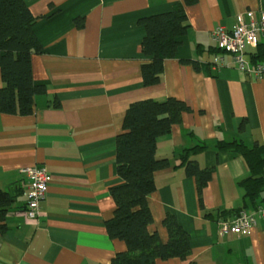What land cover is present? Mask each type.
<instances>
[{
	"label": "crops",
	"instance_id": "0c3cea01",
	"mask_svg": "<svg viewBox=\"0 0 264 264\" xmlns=\"http://www.w3.org/2000/svg\"><path fill=\"white\" fill-rule=\"evenodd\" d=\"M24 1L36 16L33 30L42 45L32 56L34 82L45 85L47 93L36 97L32 115L0 112V190L12 184L23 190L7 215L8 230L0 233V264H110L126 251V243L110 239L106 230L116 209L111 188L123 181L116 171V138L133 102L171 97L193 112L157 140L156 156L171 165L155 173L156 190L148 197L154 222L148 230L166 243L163 221L176 216L191 235L192 253L186 261L157 264H264V222L246 235L219 234L221 220L238 209L254 210L252 204L245 207L240 186L250 175L245 160L219 144H264V75L215 68L217 57L230 62L231 55L212 40L217 26L231 30L249 11L258 17L264 0H198L187 6L188 34L176 57L165 61L161 82L150 87L142 80L148 58L141 51L146 30L139 21L184 0ZM259 45L246 51L252 66ZM182 60L198 61L201 70ZM188 152L202 168H214L203 208L196 179L182 165ZM36 165L46 167L52 181L39 222L29 223L22 169Z\"/></svg>",
	"mask_w": 264,
	"mask_h": 264
},
{
	"label": "trees",
	"instance_id": "16d2710c",
	"mask_svg": "<svg viewBox=\"0 0 264 264\" xmlns=\"http://www.w3.org/2000/svg\"><path fill=\"white\" fill-rule=\"evenodd\" d=\"M197 2L184 0L183 4L176 5L169 12L140 19L139 23L146 30L141 43L142 54L148 58L141 67L146 87L161 82L165 61L176 57L182 38L188 34L186 7ZM35 22L36 16L24 0H0L1 113L32 115L36 97L47 93V87L36 84L33 78L32 56L42 51L33 30ZM83 22V19L76 20L79 27L84 26ZM252 56L254 62H264V43ZM182 62L191 64L196 71L201 70L198 61ZM54 107H61L58 98ZM191 112L193 109L186 102L172 97L163 101H136L127 109L124 131L116 138V171L123 181L111 188L116 209L113 217L106 221L110 239L125 242L127 249L117 253L110 264H157L158 260L172 258L186 261L191 255V235L176 216L168 214L163 221L169 234L166 243L162 242L157 232L150 233L148 230L154 222L148 197L156 190L155 173L171 165L169 159L156 156L157 140L181 124L184 113ZM245 125L244 120L240 130H244ZM202 149L198 147L196 151ZM219 149L240 154L247 164L250 175L240 182L245 207L249 204L254 208L263 205L264 144L255 143L249 147L242 141L222 142ZM189 154L182 157V165L186 174L196 179L198 199L203 208V192L212 179L214 168H202ZM21 194L22 187L16 184L0 190V233L8 230L5 223L7 215Z\"/></svg>",
	"mask_w": 264,
	"mask_h": 264
},
{
	"label": "built area",
	"instance_id": "2783aa9c",
	"mask_svg": "<svg viewBox=\"0 0 264 264\" xmlns=\"http://www.w3.org/2000/svg\"><path fill=\"white\" fill-rule=\"evenodd\" d=\"M261 38L264 39V8L260 10L258 17L252 11L239 15L231 30L217 26L212 32V40L218 48L231 55V61H226L222 56L217 57L214 67L233 66L256 77L263 76L264 65L257 63L252 66L246 58L247 49L257 47ZM22 174L28 179V188L24 193V215L27 222L37 223L41 216V203L49 191L52 175L46 167L40 165L23 168ZM259 220L264 222V205H258L252 212L241 209L231 218L219 222V234L222 237L249 234L258 225Z\"/></svg>",
	"mask_w": 264,
	"mask_h": 264
}]
</instances>
